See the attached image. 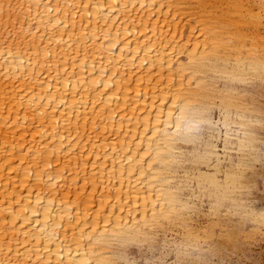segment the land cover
I'll list each match as a JSON object with an SVG mask.
<instances>
[{
  "label": "bare ground",
  "instance_id": "1",
  "mask_svg": "<svg viewBox=\"0 0 264 264\" xmlns=\"http://www.w3.org/2000/svg\"><path fill=\"white\" fill-rule=\"evenodd\" d=\"M236 1L0 0V264H162L171 245L196 264L218 247L194 228L207 198L264 227V25L247 47Z\"/></svg>",
  "mask_w": 264,
  "mask_h": 264
},
{
  "label": "rangeland",
  "instance_id": "2",
  "mask_svg": "<svg viewBox=\"0 0 264 264\" xmlns=\"http://www.w3.org/2000/svg\"><path fill=\"white\" fill-rule=\"evenodd\" d=\"M245 2L249 4L244 5V7L238 5L237 1L234 2V4L229 7V13L232 17H234V19L245 21V23H247L234 28L242 35V40L247 44V47H253L255 43L260 44L262 42L261 39L263 32L260 29L264 25V0H246ZM250 11H252V13H250ZM252 35H256L257 37L253 39ZM251 42L254 44H251ZM229 65V71L224 75L225 79L222 80V85L225 87H230L233 85L234 82L232 77L237 74L236 59L234 56L231 57ZM257 82L260 81L257 80ZM237 86L241 85L237 84ZM262 93L264 95V88ZM213 113L214 125L211 128V135L208 143L213 152L216 153V156L214 157L218 161L224 162V146L228 129L225 125V109L222 106V103H219L215 107ZM258 129L261 131L263 128L259 126ZM201 160L202 161L200 163L195 162L194 166L198 169H201L200 171L202 172L210 171L213 162L212 159H210V157L207 155H202ZM259 186V190L251 195V200L254 204H256L258 201V204H256L257 206L264 205V189L262 185ZM204 200L205 201L203 205H201V211L197 212L195 215L196 221L194 228L197 231L199 235L198 238L201 242L205 241L207 237L212 236L214 240H218V242L215 240L218 247L210 252H215L214 254L212 253V256L211 254L206 256L203 255L198 258V260H195L196 264H202V262H205V264H264V227L257 224H247V227L243 226L242 229L241 225H237L235 221L226 223V225H224L226 222L225 219L229 217V215L227 216L220 213L216 220H214L212 217V211L210 209L212 198H207ZM261 202L263 204H261ZM236 231H238V234H236ZM230 234H234V236H231ZM180 236L181 235L179 233L173 234L172 240L181 242ZM207 240H210V238ZM219 242H223L224 245ZM231 244L234 246V248H232ZM220 245L229 248L226 250L225 247H220ZM182 248L183 247H180V249ZM220 248H222V251H220ZM132 251L134 253L133 257L137 259L139 264H144L150 255L149 252L144 251V249L141 248H136ZM182 254L184 255L183 252ZM160 256V262L162 264H176L180 257L177 253L176 247L173 245L166 247V249L160 253Z\"/></svg>",
  "mask_w": 264,
  "mask_h": 264
},
{
  "label": "snow or ice",
  "instance_id": "3",
  "mask_svg": "<svg viewBox=\"0 0 264 264\" xmlns=\"http://www.w3.org/2000/svg\"><path fill=\"white\" fill-rule=\"evenodd\" d=\"M9 8H11V5H9ZM2 9H3V5L0 4V10H2ZM9 256H11V250H9ZM10 264H11V262H10ZM15 264H23V261L18 258L16 260ZM28 264H31V261H29ZM58 264H64V262L61 260V261L58 262ZM176 264H183V262H181V261L178 260L176 262ZM202 264H205V262H202Z\"/></svg>",
  "mask_w": 264,
  "mask_h": 264
}]
</instances>
